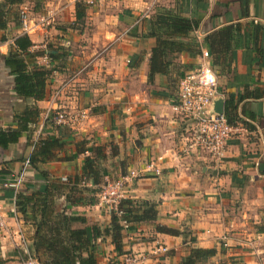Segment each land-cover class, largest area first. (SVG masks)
<instances>
[{
	"label": "crops",
	"instance_id": "0c3cea01",
	"mask_svg": "<svg viewBox=\"0 0 264 264\" xmlns=\"http://www.w3.org/2000/svg\"><path fill=\"white\" fill-rule=\"evenodd\" d=\"M45 1L53 21L25 34L28 52H41L36 64L50 71L42 100L13 92L4 57L23 33L12 19L0 30V132L18 130L15 116L25 110L35 116L30 131L0 147V216L6 223L0 264H20L23 250L43 264V251L35 254L32 247L35 226L42 221L47 233L56 215L82 219L70 221L68 228L87 232L96 264L130 251L142 253L143 264H181L190 249L214 250L203 264H264V0H156L152 9H177L194 20L188 36L206 50L205 37L213 39L207 51L220 95L216 101L224 105L230 96L236 123L247 131L227 142L216 166L204 156L182 152L183 127L170 110L178 78L195 66L199 53L178 54L167 75L147 82L155 40L145 36L149 17L142 14L151 0H93L92 7L91 0ZM75 2L86 6L79 21ZM33 3L26 0L19 10ZM45 52L53 59L41 65ZM56 109L81 118L55 126L46 116ZM49 137L58 138L60 147L38 166L41 175L24 162L34 143ZM85 158L96 163L101 184L137 173L126 184L124 198L155 207L154 221L120 231L121 254L109 235L93 236L94 229L109 226L111 212L98 204L92 189L72 185ZM15 181L16 188L1 187ZM43 190L45 216H40L43 205L33 200L25 214L16 211L17 193L35 198ZM161 247L164 253L155 251Z\"/></svg>",
	"mask_w": 264,
	"mask_h": 264
},
{
	"label": "trees",
	"instance_id": "16d2710c",
	"mask_svg": "<svg viewBox=\"0 0 264 264\" xmlns=\"http://www.w3.org/2000/svg\"><path fill=\"white\" fill-rule=\"evenodd\" d=\"M26 0H0V30L6 27L10 19L19 26L18 12L19 7ZM85 4L75 2V21H79L83 17ZM196 23L194 20L182 17L177 9H166L157 7L147 19L146 37L155 40L154 46L150 49L148 59L147 82L150 83L155 75H167L170 71L173 59L178 54L190 53L198 54L199 46L188 35L195 29ZM225 38V36L223 35ZM3 40V39H1ZM213 39L209 36L205 37L204 45L210 49ZM13 50L4 57V65L9 69V73L13 77V92L19 97H30L34 100H42L44 97L45 80L49 75V70L43 66L36 64V57L41 55V52L29 53L28 48L31 43L25 34L17 36L13 40ZM207 49V50H208ZM49 61L52 55L47 54ZM236 104L232 98L226 97L223 105V115L230 124L236 123ZM35 116L30 111H24L15 116L19 123V128L16 131L0 132V147H6L17 140L22 133L30 131L28 124L34 121ZM246 126V124H245ZM247 127V126H246ZM58 138L49 137L44 140H38L28 157V165L33 168L38 174L42 172L38 170V166L52 159L51 149L60 147ZM97 165L94 160L85 158L81 174L77 179H74L73 186H80V182H88L89 187L80 186L92 189V193H97L101 184L99 180V172L96 169ZM46 190L38 195L42 197L29 198L22 193L15 195L14 206L17 212L25 214L26 204L32 200L35 203L43 205L40 210V216H45L44 207L47 206ZM116 209L121 212L119 217L113 213L110 214V224L102 229L101 232L93 230L94 237L109 235L111 242L114 245L117 254L120 249V231L123 230L122 222L133 225L140 222H149L156 219V210L154 205L136 201L128 198L120 200ZM54 219L57 222L53 226H49L47 233L46 225L39 221L35 226L33 234L32 247L34 253L40 249L45 255L43 264H96L92 254V243L87 236L85 230H71L68 228L70 221H82L81 218L72 216L56 215ZM156 231L168 235H177L174 230L163 227H156ZM85 253V257L82 254ZM214 250L190 249L185 257H182L181 264H203L207 257L213 255ZM35 259L38 260L37 257Z\"/></svg>",
	"mask_w": 264,
	"mask_h": 264
},
{
	"label": "built area",
	"instance_id": "2783aa9c",
	"mask_svg": "<svg viewBox=\"0 0 264 264\" xmlns=\"http://www.w3.org/2000/svg\"><path fill=\"white\" fill-rule=\"evenodd\" d=\"M156 0H151L150 6L143 11L142 18H147L152 13ZM87 4H91L88 2ZM54 12L47 10L45 13L31 19L20 9L18 12L19 27L23 34H30L36 30L47 26L53 21ZM49 58L45 54L41 58V65L47 64ZM211 72L215 77V82L205 84L206 73ZM60 89V88H59ZM57 90L56 94L60 92ZM220 95L217 90L216 76L209 63L208 51L199 46V56L195 66L184 72L177 80L176 91L171 99L170 110L183 127L182 152L184 154L193 153L194 155L204 156L213 165H218L224 157L227 142L246 134V129L240 123L230 124L222 113H217L213 109V104ZM55 125H73L78 119L75 113H67L61 109H56L51 115L46 116ZM35 144V143H34ZM28 166V161L24 162ZM153 172L158 174L157 171ZM137 178V173L129 171L127 175L106 181L99 187L96 193L98 204L108 209L116 217L121 212L116 209L118 202L124 199L125 186ZM61 181H65L64 178ZM80 186L89 187L88 182L81 181ZM17 181L14 183L4 182L2 188H16ZM123 229L127 224L121 223ZM6 223L0 216V233L5 232ZM156 252L164 253L166 248H156ZM20 264H39L38 261L29 256L25 250L19 257ZM145 256L142 253L128 252L121 255L111 256L105 264H143Z\"/></svg>",
	"mask_w": 264,
	"mask_h": 264
},
{
	"label": "rangeland",
	"instance_id": "374dc122",
	"mask_svg": "<svg viewBox=\"0 0 264 264\" xmlns=\"http://www.w3.org/2000/svg\"><path fill=\"white\" fill-rule=\"evenodd\" d=\"M94 1H96V0H94ZM42 2H43V3H42ZM45 2H46L45 0H34L33 5L29 4V5H27L26 8H23V9H24L25 12L27 13V15H28L29 17H31V19H33V18H36V15H37L38 13H41V12L45 13V12L49 9V7L44 6ZM25 4H26V3H25ZM93 4H94V2H93V0H91V4H90L89 6L92 7ZM44 8H45V9H44ZM47 8H48V9H47ZM43 9H44V11H43ZM27 11H29V12H27ZM83 21H84V20H82V24H83ZM77 24H78V23H77ZM80 25H81V23H80ZM43 28H44V27H43ZM77 28H79V24H78ZM41 29H42V28H41Z\"/></svg>",
	"mask_w": 264,
	"mask_h": 264
},
{
	"label": "water",
	"instance_id": "95a60500",
	"mask_svg": "<svg viewBox=\"0 0 264 264\" xmlns=\"http://www.w3.org/2000/svg\"><path fill=\"white\" fill-rule=\"evenodd\" d=\"M213 109L217 113H222L223 112V104L221 101H215L213 104Z\"/></svg>",
	"mask_w": 264,
	"mask_h": 264
},
{
	"label": "clouds",
	"instance_id": "9594fccd",
	"mask_svg": "<svg viewBox=\"0 0 264 264\" xmlns=\"http://www.w3.org/2000/svg\"><path fill=\"white\" fill-rule=\"evenodd\" d=\"M215 82V77L211 72L206 73V79L204 81L205 84H212Z\"/></svg>",
	"mask_w": 264,
	"mask_h": 264
}]
</instances>
